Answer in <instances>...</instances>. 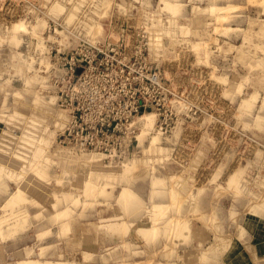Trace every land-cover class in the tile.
I'll use <instances>...</instances> for the list:
<instances>
[{
  "label": "rangeland",
  "instance_id": "obj_1",
  "mask_svg": "<svg viewBox=\"0 0 264 264\" xmlns=\"http://www.w3.org/2000/svg\"><path fill=\"white\" fill-rule=\"evenodd\" d=\"M0 218V264L264 253V0H0Z\"/></svg>",
  "mask_w": 264,
  "mask_h": 264
},
{
  "label": "crops",
  "instance_id": "obj_2",
  "mask_svg": "<svg viewBox=\"0 0 264 264\" xmlns=\"http://www.w3.org/2000/svg\"><path fill=\"white\" fill-rule=\"evenodd\" d=\"M193 242L194 240L191 241V243ZM260 244L261 243H257L255 240L247 239L244 242H239L238 245H232L221 255L211 254L206 264H264V258H262L264 257V253L260 249ZM193 245H195L194 248L198 251L199 247L197 243L195 242ZM253 250L255 252H253ZM198 257L199 256L195 255V258L192 261L189 260L188 264H199ZM178 262V258L168 260L169 264H178Z\"/></svg>",
  "mask_w": 264,
  "mask_h": 264
},
{
  "label": "built area",
  "instance_id": "obj_3",
  "mask_svg": "<svg viewBox=\"0 0 264 264\" xmlns=\"http://www.w3.org/2000/svg\"><path fill=\"white\" fill-rule=\"evenodd\" d=\"M66 67L62 68L63 69V74L66 78V80L68 82L72 81L74 76H75V72L76 70L81 66L80 64L76 65V61L74 56H70V60L67 61L66 63ZM71 113V115H73L71 117V122L67 125V127L64 129V131H62L61 135H60V143L64 144L66 143H70L69 137L72 135V124L75 122L76 118H77V114H75V111H69ZM87 131L86 128L80 127L79 129L76 130V133L79 132L80 133V138L82 139L78 144L76 142H74V145H81V146H88V141L86 140V137H83V134ZM71 144V143H70ZM73 147V146H72ZM70 151V150H69ZM71 152V151H70Z\"/></svg>",
  "mask_w": 264,
  "mask_h": 264
},
{
  "label": "bare ground",
  "instance_id": "obj_4",
  "mask_svg": "<svg viewBox=\"0 0 264 264\" xmlns=\"http://www.w3.org/2000/svg\"><path fill=\"white\" fill-rule=\"evenodd\" d=\"M16 22H17V21H16ZM16 22H15V24L11 25L12 28L10 27V28H11V31H10V32L13 31L12 29H14V30H18V29H19V27H20V23H21L22 21H21L20 23H19V22L16 23ZM20 28H21V27H20ZM14 32H15V31H14ZM10 36H11V35H10ZM12 95H14V93H13ZM253 96H254V95H253ZM13 97H14V96H13ZM250 97H251V96H250ZM248 98H249V97H248ZM253 98H254V97H253ZM250 99H251V98H250ZM246 103H247V102H246ZM33 105H34V104H33ZM33 105H32V106H33ZM247 106H248V105H247ZM35 107H36V105H35ZM2 109H3V108H2ZM33 109H34V107H33ZM34 110H35V109H34ZM37 110H38V109H37ZM62 114H63V113H62ZM28 115H29V114H28ZM7 116H8V115H7ZM59 116L61 117V115H59ZM55 119H56V118H55ZM64 119H65V118H64ZM31 120H32V119H31ZM32 121H33V120H32ZM34 121H35V120H34ZM64 121H65V120H64ZM53 123L55 124L56 122H53ZM30 131H32V130H30ZM33 131H34V130H33ZM33 131H32V132H33ZM25 133H26V132H24V134H25ZM28 133H29V132H28ZM22 134H23V133H22ZM24 136H25V135H24ZM30 137H31V136H30ZM5 143H6V142H5ZM3 145H4V144H3ZM3 145H2V146H3ZM5 145H6V144H5ZM19 148H20V147H19ZM15 149H16V148H15ZM17 149H18V148H17ZM20 154H21V153H20ZM23 157H24V156H23ZM24 159H25V158H24ZM23 161H24V160H23ZM8 165H9V164H8ZM34 168H35V167H34ZM39 168H40V167H39ZM9 169H10V168H9ZM39 170H40V169H39ZM43 171H45V170H43ZM43 171H42V173H43ZM40 174H41V172H40ZM17 175H18V174H17ZM42 175H43V174H42ZM44 175H45V174H44ZM11 176H13V175H11ZM14 176H15V175H14ZM13 178H15V177H13ZM16 179H17V177H16ZM21 180H22V179H21ZM25 180H26V179H25ZM28 181H29V180H28ZM23 182H24V181H23ZM19 184H20V183H19ZM4 186H5V185H4ZM24 186H25V184H24ZM31 186H32V185H31ZM23 188H24V187H23ZM28 188H29V187H28ZM17 191L19 192V188H18ZM20 191H22V190L20 189ZM123 191H124V190H123ZM22 192H23V191H22ZM128 192H129V191H128ZM19 193H20V192H19ZM19 193H16V194L19 195ZM130 193H131V192H130ZM130 193H129V194L127 193L128 195H125V197H126V196H129ZM16 194L14 195V198L17 197ZM120 194H121V193H120ZM122 194H123V193H122ZM125 194H126V193H125ZM131 194H132V193H131ZM20 196H21V194H20ZM11 197H12V196H11ZM119 197H120V196H119ZM129 197H130V196H129ZM131 197H133V195H131ZM122 198H123V197H122ZM123 199H124V198H123ZM125 199H126V198H125ZM130 199H131V198H129V200H130ZM127 201H128V200H127ZM132 201H133V200H131L130 202H132ZM121 202H122V201H121ZM133 202H134V201H133ZM136 202L138 203V201H136ZM124 203H126V202H124ZM137 203H136V204H137ZM124 205H125V204H124ZM128 205H129V204H128ZM132 205H133V204H132ZM136 206H137V205H136ZM157 208H158V207H157ZM131 209H132V208H131ZM135 209H136V208H135ZM157 210H158V209H157ZM2 217H3V216H2ZM0 219H1V218H0ZM1 223H2V222H1ZM111 225H112V224H111ZM111 225H109V226L111 227ZM115 225H116V224H115ZM116 226H117V225H116ZM120 226H121V225H120ZM113 227H114V226H113ZM110 229H111V228H110ZM115 229H116V228H115ZM172 229H173V228H172ZM111 232H112V231H111Z\"/></svg>",
  "mask_w": 264,
  "mask_h": 264
}]
</instances>
